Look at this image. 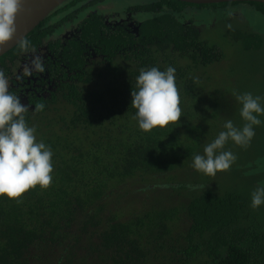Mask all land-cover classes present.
<instances>
[{
    "label": "trees",
    "instance_id": "1",
    "mask_svg": "<svg viewBox=\"0 0 264 264\" xmlns=\"http://www.w3.org/2000/svg\"><path fill=\"white\" fill-rule=\"evenodd\" d=\"M43 24L24 40L39 43L34 35ZM168 28L167 34H173L174 25ZM84 36L92 43L98 38L94 28H87ZM197 41L192 34L173 37L163 48L162 64L155 66L176 70L182 117L175 125L140 129L131 96L136 80H87L68 86V113L54 106L58 122L49 113L38 139L53 152L52 185L28 191L19 204L0 197V264H264V204L251 207L254 190H244L237 177L239 187L229 191L219 174L213 179L192 166L194 155H203L206 145L201 136L193 138L192 123L185 124L196 114L191 107L185 113L183 102L195 97L192 108L210 111L205 81L185 76L181 65L193 62L190 55ZM118 43V33L101 39L111 62L107 70L117 69ZM213 51L217 63L221 56L215 47ZM252 150L251 145L247 152ZM261 154L264 143L232 170L254 164ZM246 178L252 180L249 185L259 181ZM189 184L204 187L192 190Z\"/></svg>",
    "mask_w": 264,
    "mask_h": 264
},
{
    "label": "flooded vegetation",
    "instance_id": "2",
    "mask_svg": "<svg viewBox=\"0 0 264 264\" xmlns=\"http://www.w3.org/2000/svg\"><path fill=\"white\" fill-rule=\"evenodd\" d=\"M113 1L67 0L42 21L43 26L34 35H38L39 43H29L28 52L22 50L20 46L17 47L19 43L15 50L12 49L13 51L0 57V69L10 78L9 91L20 97L22 104L29 106L26 121L40 128L36 134L44 135L49 123V113L54 124L58 122L55 108L63 110L64 114L68 113L64 96L70 89H68L69 85H77V82L87 80H136L140 70L144 67L146 69L150 62H155L154 67L162 64L165 58L163 48L169 46V41L173 37H188L192 34L198 40L196 50L190 55L193 62L181 64L186 72L184 75L193 78L206 80L214 66L229 60L224 41L228 38L232 39L234 35L238 38L235 39V43L242 44V48L250 51L252 62L254 54L264 56L263 36L247 25L236 27L237 22H235L233 26L231 16L237 18L238 13L229 12L234 6L246 3L257 13L264 15V3L193 4L177 0H133L128 8L106 10L105 8L111 6ZM203 10L212 11L215 15L209 23L196 18V15ZM224 17L229 20H225ZM166 21L174 22L165 26ZM101 23L104 25L103 28ZM169 24L174 25L171 35L167 34ZM229 24L232 25L231 28L228 27ZM87 28L96 30L98 37L96 42L92 43L85 38L84 31ZM117 33L119 48L114 50L119 55L117 69L107 70L106 67L111 62L101 49L100 42L102 38L116 36ZM239 33L243 38L250 37L251 42L240 41ZM214 47L217 55L221 56L217 63L213 62L212 57ZM222 54H225L223 59ZM34 55L43 58L44 72L32 70ZM127 56L130 57L123 61ZM263 63L264 60L259 58L254 70L262 73ZM187 65L190 68H187ZM39 104L44 105L43 111H35L36 105ZM39 138L40 136L37 140ZM253 167L254 164L245 165L243 169L248 170Z\"/></svg>",
    "mask_w": 264,
    "mask_h": 264
},
{
    "label": "clouds",
    "instance_id": "3",
    "mask_svg": "<svg viewBox=\"0 0 264 264\" xmlns=\"http://www.w3.org/2000/svg\"><path fill=\"white\" fill-rule=\"evenodd\" d=\"M24 0H0V46L11 42L17 34L16 21L22 10ZM229 28L232 26L229 24ZM20 47L29 51L27 40L20 41ZM32 70L44 72L43 58L32 57ZM175 68L165 71L152 67L141 69L136 78V90H132V107L137 109L135 119L144 132L155 128H166L177 124L182 117L181 98L175 81ZM10 78L0 69V197L6 196L16 203L39 186L48 189L53 182V152L49 145L38 141L36 129L26 122L29 106L22 104L20 97L9 91ZM242 105L240 116L245 121L242 128L234 126L232 120L224 124L225 131L204 147V154L193 157V168L204 175L215 177L218 172L229 171L237 157L225 151L226 143L231 140L236 145L247 148L255 136L254 126H259V115H264L261 97L250 92L237 95ZM44 105H36L35 111H42ZM163 187H169L164 185ZM192 190L203 185L187 186ZM264 204V186L252 192L251 207L259 208Z\"/></svg>",
    "mask_w": 264,
    "mask_h": 264
},
{
    "label": "rangeland",
    "instance_id": "4",
    "mask_svg": "<svg viewBox=\"0 0 264 264\" xmlns=\"http://www.w3.org/2000/svg\"><path fill=\"white\" fill-rule=\"evenodd\" d=\"M133 0H114L111 6H107L105 9H124L128 8L133 2ZM135 1V0H134ZM110 4V3H109ZM246 3L234 6L229 12L235 11L238 13L235 17L231 16L232 25L234 26L237 22L236 27L241 25H247L251 27L256 33L263 36L264 39V15L257 13V11L250 7ZM215 17L214 13L201 11L196 15L197 20L209 23ZM225 18V17H224ZM225 20H229L225 18ZM231 25V26H232ZM234 32L236 30H233ZM236 36H232L224 41V46L229 60L221 62L220 65L214 66L211 70V75L207 77L206 80L202 79L201 83L205 81L203 91L207 93L210 97V111L204 109L200 110L199 107L192 108L193 100L189 99L188 103L183 102L185 106V113L188 112V108L195 112L196 118H191L189 120L185 119L184 122L192 123L193 138L195 140L201 136L202 142L207 145L208 142L214 141L221 131H225L224 124L227 120H232L234 126L242 128L245 121L240 116V109L242 105L237 101V95H242L244 93L250 92L254 97H261V106L264 107V67L261 66L262 73L256 72L258 59L264 60V56H256L254 54L253 62L251 59L250 51L242 48V44L235 43ZM264 64V63H263ZM231 74H234L232 76ZM260 74V75H254ZM263 84V85H262ZM219 104V106H217ZM181 107V106H180ZM204 107H206L204 105ZM184 113V114H185ZM201 118V122L197 118ZM258 118L261 120L259 126H254L255 136L252 139L250 146L252 145L253 150L247 152L250 146L247 148L236 145L233 141L229 140L226 143L225 151L230 150L236 157V161L232 164L229 171L218 172V176L221 183L227 187V190H234L238 183H235V179L238 177L241 181V187L244 190H249V187L255 190L257 187L264 186V156L261 154L254 159V167L248 170H232L236 165L244 163L256 150V147L264 143V115H259ZM36 136L43 137L39 134ZM187 140H189L187 138ZM251 159V158H250ZM249 159V160H250ZM243 160H245L243 162ZM189 179H192L191 173L189 174ZM258 178L259 181L252 185H249L252 180L247 178ZM217 175L213 178L216 179ZM133 192H136V187L131 188Z\"/></svg>",
    "mask_w": 264,
    "mask_h": 264
},
{
    "label": "water",
    "instance_id": "5",
    "mask_svg": "<svg viewBox=\"0 0 264 264\" xmlns=\"http://www.w3.org/2000/svg\"><path fill=\"white\" fill-rule=\"evenodd\" d=\"M67 0H24L22 10L16 21V37L6 44L0 46V57L14 49L20 41L24 40L50 13ZM193 4H212L225 2H259L264 0H179Z\"/></svg>",
    "mask_w": 264,
    "mask_h": 264
}]
</instances>
